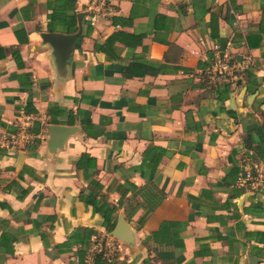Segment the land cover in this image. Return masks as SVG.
Instances as JSON below:
<instances>
[{
  "label": "crops",
  "instance_id": "obj_1",
  "mask_svg": "<svg viewBox=\"0 0 264 264\" xmlns=\"http://www.w3.org/2000/svg\"><path fill=\"white\" fill-rule=\"evenodd\" d=\"M84 3L0 0V264H83L99 205L131 235L105 264H264V0ZM76 32L59 65L40 35ZM212 45L250 76L211 86Z\"/></svg>",
  "mask_w": 264,
  "mask_h": 264
},
{
  "label": "built area",
  "instance_id": "obj_2",
  "mask_svg": "<svg viewBox=\"0 0 264 264\" xmlns=\"http://www.w3.org/2000/svg\"><path fill=\"white\" fill-rule=\"evenodd\" d=\"M218 2L219 0H214ZM224 3L229 0H222ZM116 0H85L84 18L90 27H93L96 20L105 18L113 14L115 11ZM228 14L237 20L236 14L232 10H228ZM212 57L206 69L208 83L216 87L220 84L233 83L243 72L250 68L251 61L247 57L236 59L227 50L219 49L217 45H212ZM24 131V129H23ZM25 135L26 132L24 131ZM25 137V136H24ZM28 138L18 136V133L10 134L5 143L9 148H15L17 143L28 142ZM263 176L259 170V163L250 160L238 175L239 183H250L255 186L261 184ZM120 242L110 238L107 235H94L85 249L83 264H93L96 259H100L105 263H110L115 254L119 251Z\"/></svg>",
  "mask_w": 264,
  "mask_h": 264
},
{
  "label": "water",
  "instance_id": "obj_3",
  "mask_svg": "<svg viewBox=\"0 0 264 264\" xmlns=\"http://www.w3.org/2000/svg\"><path fill=\"white\" fill-rule=\"evenodd\" d=\"M84 17V13L77 15V22ZM79 32L72 35H63L58 33H43L40 35L42 41L51 46L53 50V56L59 65H64L66 60L69 58L72 51L75 39L78 37ZM49 131H53L54 135L60 134L61 139L68 135V129L62 127H49ZM59 141V142H60ZM112 239L117 240L120 243L129 245L131 243V235L129 229L123 223L122 217H120L113 228V230L108 234Z\"/></svg>",
  "mask_w": 264,
  "mask_h": 264
},
{
  "label": "trees",
  "instance_id": "obj_4",
  "mask_svg": "<svg viewBox=\"0 0 264 264\" xmlns=\"http://www.w3.org/2000/svg\"><path fill=\"white\" fill-rule=\"evenodd\" d=\"M74 22V18L72 17V23ZM223 45V44H221ZM10 55L13 58V60L16 63V66H20L19 65V57H18V52L17 50H10ZM5 58V51L4 48L0 46V60H3ZM246 72V71H245ZM245 72H243L241 75H243ZM247 76H250L248 72H246ZM247 134H249V131L247 130ZM247 142L251 143L250 140H248ZM245 144V143H244ZM245 146L247 148H249L250 146L245 144ZM256 150L255 152V156L257 157V159L262 160L264 162V149L262 148V145H260L259 143H257L256 146ZM101 218H102V228L104 229V231L106 233L111 232V230L113 229V219H114V214L116 212L115 208L109 207V206H98L95 207L93 209ZM152 211V208L145 210V213L143 215L146 216L149 212ZM142 217V218H143ZM95 261H99L101 262V264H105L104 261L100 260V259H96Z\"/></svg>",
  "mask_w": 264,
  "mask_h": 264
}]
</instances>
